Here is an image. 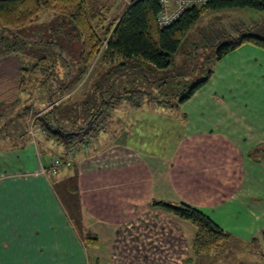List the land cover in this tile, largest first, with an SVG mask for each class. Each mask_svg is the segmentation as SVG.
<instances>
[{"label":"crops","instance_id":"crops-1","mask_svg":"<svg viewBox=\"0 0 264 264\" xmlns=\"http://www.w3.org/2000/svg\"><path fill=\"white\" fill-rule=\"evenodd\" d=\"M130 3L86 0L90 13L118 12L110 22ZM223 12L238 11L211 14ZM103 18L106 26L109 20ZM3 58L0 264H195L201 258L192 246L195 227L157 202L198 209L243 247L264 234L263 50L243 45L224 56L187 101L168 102L173 113L161 111L160 95L177 80L164 75L170 68L148 66L152 86L138 78L137 86L125 88L124 94L139 93L137 100L123 95L118 108L104 114L110 119L103 126L96 122L99 126L88 134L92 141L71 150L46 139L32 109L71 98L77 85L70 83H79L74 82L79 69L68 70L74 75L71 82L54 89L46 70L23 69L14 56ZM133 69L147 80L143 68ZM21 71L26 85H19ZM149 89L155 95L147 100L142 93ZM54 94L58 99L49 105ZM84 100L86 94L68 100L61 112ZM163 120L179 126L174 137ZM131 125L149 127L153 135L133 131ZM35 130L41 143L34 139ZM66 155L72 157L69 168L53 176L40 174L55 157ZM87 234L95 240H87Z\"/></svg>","mask_w":264,"mask_h":264},{"label":"trees","instance_id":"trees-1","mask_svg":"<svg viewBox=\"0 0 264 264\" xmlns=\"http://www.w3.org/2000/svg\"><path fill=\"white\" fill-rule=\"evenodd\" d=\"M229 9L263 10L264 0H209L201 8L185 10L175 22L164 28H160L156 23V16L160 10L158 0H131L123 14L106 26H102L105 15L100 12L90 13L86 0H0V44L5 48L7 53L5 55H9L20 47L17 42H14V38L3 39V34L37 23L41 14L58 15L70 22L72 26L70 31L79 42L78 65L83 69L80 72L81 76L86 73L87 67L97 56L113 61L120 68L126 66V72L133 68L141 69L143 66L166 70L170 68L172 56L177 52L185 33L203 14ZM20 42L23 45L25 43L23 40ZM243 45H251L264 51L263 38L240 34L217 47L215 60H221ZM45 62L42 59L39 64H33L30 70H41L40 67H43ZM211 72H208L205 79L190 87L185 96L180 98V102L188 100L204 85ZM175 77L176 75L168 76L167 79L176 80ZM22 83H24V75L21 71L19 85ZM171 85L169 92L179 83ZM96 92L95 101L99 102L98 106L90 113L86 126L75 133L64 131L60 127L54 107L39 110L34 123L39 125L46 139L56 142L65 150L84 143L83 140L75 141L74 137L94 132V127L99 126L94 122V118L112 107L111 96L106 100L103 92L101 95H98V90ZM5 126L6 124H2L0 127ZM154 205L195 227L196 234L192 246L197 257L219 254L231 243H235L230 234L218 228L206 215L194 207L184 203L170 205L157 202ZM86 239L92 240L93 237L87 234ZM195 261L196 264H202L200 259Z\"/></svg>","mask_w":264,"mask_h":264},{"label":"rangeland","instance_id":"rangeland-1","mask_svg":"<svg viewBox=\"0 0 264 264\" xmlns=\"http://www.w3.org/2000/svg\"><path fill=\"white\" fill-rule=\"evenodd\" d=\"M223 11H231V9ZM237 11L238 12H223L218 14L206 12L185 33L177 52L172 56V63L170 66L171 72L169 73V71H167L164 74L165 76L168 74L170 76L176 75L175 79L180 86L172 87L174 89L171 92H169L170 87H168V89H166L167 87L163 89L160 95V97H163V102H165L161 108L162 112L170 113L173 111L170 109L168 102L172 100L171 104L173 106L180 104V98L185 96V93L188 92L190 87L205 79L208 76V72L216 67L219 62L215 60L216 49L220 44L240 34L257 36L264 39V9H241ZM229 13L237 14L230 15ZM102 14L109 20L106 23L107 25L118 12H102ZM71 27L70 22L64 17L41 14L37 23L23 29L3 34V37L1 36L3 39L9 40L14 38V42H17L20 48L16 49L15 52H11L9 55H5L7 54L5 53V48L0 44V57L3 60V57L14 56L18 65L23 69L30 68L33 64H39L42 59H44L46 62L43 67L40 68L46 70V73L49 72L50 77L48 76L47 83L48 86L54 87V89L59 88L61 84H66L65 82L67 81L71 82L74 75H72V73H67L70 70L74 71L75 68L77 70L79 69L78 75L75 76V80L77 81H74L79 83H70L71 85H77L75 91L73 90L71 93V98H67L63 101V104L51 106L56 109V118L60 127L64 131L75 133L86 126L89 121L90 113L98 106L99 102L94 100V97H97V90L99 92L98 95H101V92H103L106 100L107 95H112L110 99L111 106L118 108L123 95H132L134 101L137 100L139 96L137 92H128L124 94L125 88L137 86L138 78L140 79L139 81H141L139 82L140 84L144 82L147 86H152L151 80L153 79V74L148 70V66H143V69H141L144 70L147 78L146 81H143V73L141 71L136 72L132 69L124 74L127 69L126 66L120 68L116 66L113 61H109L108 59L105 60L101 56H97L87 67L86 73L81 76L80 72L83 69L78 65L79 42L73 37V33L70 31ZM21 40L25 41L24 45L20 44ZM121 73L123 74L119 76ZM40 76L43 77V74ZM158 76L157 74V77ZM27 78L31 81L30 83L35 82V80H31V76ZM23 85H26V82ZM85 94L87 95V102L84 100L80 107L74 109L69 107L67 113L61 112L65 109V106H69L70 102H68V100L72 101V99L75 98H82ZM148 94L154 96V90L149 89V91L142 93V96H144V98L146 96L148 100ZM169 94L176 96H170ZM168 96L172 99H168ZM57 99L58 96L54 94L49 105L55 103ZM32 111V116L37 117V112L39 110L36 111V109H32ZM106 111L96 116L94 122L99 121V124L103 126L104 122L107 121L108 118L110 119L108 115L104 116ZM147 112L149 113L150 111L148 110ZM115 117L117 116L115 115ZM120 118L122 117L120 116ZM174 123V121L171 123L170 120L162 121V124L165 126L164 128H168L172 137L175 135L174 128L178 126H175ZM124 126L125 125H123V127ZM131 126H133V131L137 130V132L139 131L141 133L149 132L150 135H153L149 127L141 129L138 125ZM177 128H179V126ZM32 132L35 141L41 143V140H38V136L34 135L36 130ZM74 138L75 141L83 140L88 142V140H90V138L88 139V134H80ZM157 150L161 151L162 149L157 148ZM41 152L42 154L45 153L44 150ZM3 159L7 160V157L5 156ZM56 189L59 190L57 187ZM263 236L264 234L261 236L257 235V238L246 247H243L239 243H231L230 246L226 247L223 252L219 254H210L199 258L200 262L202 264H264V245L262 244L264 240H261Z\"/></svg>","mask_w":264,"mask_h":264},{"label":"built area","instance_id":"built-area-1","mask_svg":"<svg viewBox=\"0 0 264 264\" xmlns=\"http://www.w3.org/2000/svg\"><path fill=\"white\" fill-rule=\"evenodd\" d=\"M209 0H158L160 10L156 16V23L160 28L167 27L175 22L185 10L191 8H201L208 3ZM85 145L82 144L81 148ZM72 155V154H71ZM71 155L63 157H55L50 166L43 167L40 174L44 176H53L63 168H69L72 164Z\"/></svg>","mask_w":264,"mask_h":264}]
</instances>
